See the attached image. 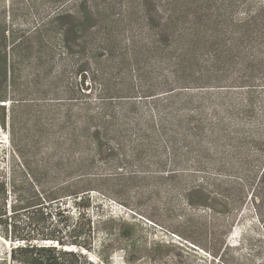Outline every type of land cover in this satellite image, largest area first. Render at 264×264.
<instances>
[{
    "label": "trees",
    "instance_id": "obj_1",
    "mask_svg": "<svg viewBox=\"0 0 264 264\" xmlns=\"http://www.w3.org/2000/svg\"><path fill=\"white\" fill-rule=\"evenodd\" d=\"M9 1L0 22L9 264H92L82 252H93L104 220L91 195L124 196L130 185L118 182L139 177L107 168L134 162H195L212 174L185 189L190 206L235 224L252 202L264 225V0ZM226 246L211 253L218 262Z\"/></svg>",
    "mask_w": 264,
    "mask_h": 264
},
{
    "label": "rangeland",
    "instance_id": "obj_2",
    "mask_svg": "<svg viewBox=\"0 0 264 264\" xmlns=\"http://www.w3.org/2000/svg\"><path fill=\"white\" fill-rule=\"evenodd\" d=\"M9 9L10 1L0 0V22L5 14L8 16ZM19 23L21 27L27 25L24 19ZM7 136L0 129V167L9 173ZM107 170L134 174L139 179L132 184L118 182L121 186L130 185L120 198L103 191L91 195V214L97 220H104L93 252H82L92 264H264V225L252 202L235 224L214 210L187 203L185 189L203 183L212 174L211 170L191 161L177 166L171 163L164 170L157 165L135 162L120 168L108 166ZM160 171L182 173L184 179L165 181L146 176ZM72 215L75 216L74 211ZM124 231L131 235L127 236ZM225 240L227 246L220 254L222 261L218 262L211 253ZM11 247V243L0 239V264H9ZM98 252L107 262L97 257Z\"/></svg>",
    "mask_w": 264,
    "mask_h": 264
}]
</instances>
